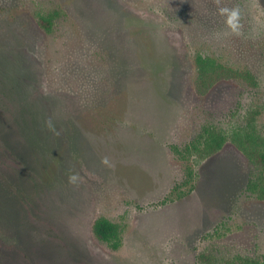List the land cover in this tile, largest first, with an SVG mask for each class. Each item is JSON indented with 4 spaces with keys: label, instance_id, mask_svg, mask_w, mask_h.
Returning <instances> with one entry per match:
<instances>
[{
    "label": "rangeland",
    "instance_id": "obj_1",
    "mask_svg": "<svg viewBox=\"0 0 264 264\" xmlns=\"http://www.w3.org/2000/svg\"><path fill=\"white\" fill-rule=\"evenodd\" d=\"M1 3L0 49L16 42L38 92L55 96L40 100L54 131L35 152L0 109V264H201V252L264 264V198L245 186L254 163L231 141L198 165L172 148L250 118L264 135V0ZM221 9L239 11L238 31ZM39 13L55 15L50 31ZM199 53L253 77L200 94ZM189 165L197 182L178 196ZM101 216L119 225L118 249L94 234Z\"/></svg>",
    "mask_w": 264,
    "mask_h": 264
},
{
    "label": "trees",
    "instance_id": "obj_2",
    "mask_svg": "<svg viewBox=\"0 0 264 264\" xmlns=\"http://www.w3.org/2000/svg\"><path fill=\"white\" fill-rule=\"evenodd\" d=\"M0 9H4V4H0ZM54 16V14L39 13L37 19L45 30L50 31ZM20 49L16 46V42L8 44L7 50L0 49V109L11 116L19 133L23 136V140H26L28 147L35 152L41 147L39 136L46 133L49 138L50 134L47 130H52L51 134L54 131L48 127L43 117L44 109L40 100L45 99V97L51 99L55 95H43L38 92L36 86L38 82L36 79L37 67L26 53L23 52L22 56ZM196 64L198 72L196 88L200 94L205 93L222 79L238 77L252 79L253 77L250 71L235 69L208 54L199 53L196 57ZM34 93H37V96ZM56 100L59 101L60 98H56ZM235 117H237L236 112H231L230 118ZM68 122L73 124L70 118H68ZM51 123L53 124V122ZM69 123L64 121L61 126L70 135ZM45 127L48 128L45 129ZM71 132H78L75 125L71 128ZM72 140L76 141L75 138ZM228 141L236 144L256 166L255 170L249 172L245 186L253 192H259L260 196L264 198V135L257 130L253 118H250L245 126L239 125V123L230 128L222 125L219 127L204 125L190 141L183 146L174 145L172 148L174 153L183 161L198 165L220 151ZM5 143V149L11 150L6 141L3 144ZM74 144L76 143H72V148L76 149L77 146ZM185 170L184 181L176 186V189L180 190L178 196L183 195L184 192L181 191L183 187L190 186L193 188L197 182L198 175L194 167L189 165ZM256 170H260V174ZM93 231L99 240L109 244L113 249L120 247L121 236L117 223L101 216L95 220ZM198 260L201 264H208L210 258L201 252Z\"/></svg>",
    "mask_w": 264,
    "mask_h": 264
},
{
    "label": "clouds",
    "instance_id": "obj_3",
    "mask_svg": "<svg viewBox=\"0 0 264 264\" xmlns=\"http://www.w3.org/2000/svg\"><path fill=\"white\" fill-rule=\"evenodd\" d=\"M221 12H227L228 13V18H227V24L229 26H231L233 31H238V26H237V18L239 16V11L237 9H232V10H228V9H221ZM48 127L50 129H54V125L51 123V121H48ZM107 158L105 157L102 160V163H107ZM79 177L78 174L76 173H70L68 180L69 183H77Z\"/></svg>",
    "mask_w": 264,
    "mask_h": 264
}]
</instances>
